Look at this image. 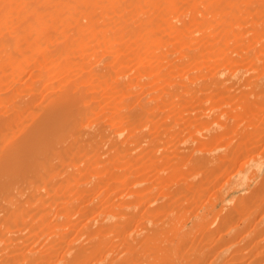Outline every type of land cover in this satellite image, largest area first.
I'll list each match as a JSON object with an SVG mask.
<instances>
[{
    "label": "bare ground",
    "instance_id": "bare-ground-1",
    "mask_svg": "<svg viewBox=\"0 0 264 264\" xmlns=\"http://www.w3.org/2000/svg\"><path fill=\"white\" fill-rule=\"evenodd\" d=\"M239 119L264 126V0H0V264H264Z\"/></svg>",
    "mask_w": 264,
    "mask_h": 264
},
{
    "label": "rangeland",
    "instance_id": "rangeland-1",
    "mask_svg": "<svg viewBox=\"0 0 264 264\" xmlns=\"http://www.w3.org/2000/svg\"><path fill=\"white\" fill-rule=\"evenodd\" d=\"M135 62H136V60L134 59V56H130V57H128V58H126L125 59V63H124V67H125V70H126V73H127V71L129 72V74H132V75H130L129 77H125V79L127 80V81H130V80H133V81H137V78H138V75H140V74H142V73H145V71H148V70H150L151 68H150V65H148V64H145V65H142L141 67H139L138 68V70L136 71V72H133V69H134V64H135ZM218 65V62H217V64H216V66ZM31 72H32V65H29V66H26L23 70H22V72H21V80H22V83H24L29 77H30V75H31ZM145 81H146V87H147V89H149L150 87H152L153 85H158L159 84V82H161V80L160 79H154L153 77H150V76H147V78L145 79ZM239 81V80H238ZM142 91H143V89H142V87H137L136 89H134L133 90V92H138V93H142ZM128 95V94H127ZM220 96V94H216V95H214V97H216L215 99H218L217 97H219ZM234 114V113H233ZM195 116V114H191V116ZM231 116H233V115H229L228 117H231ZM245 117H247V116H245ZM233 119H234V117H233ZM233 121H235V120H233ZM239 123V126H237V124ZM236 123V124H235ZM235 123L233 124L232 123V125L235 127H238L239 129H241V130H243L244 128H248V129H250L249 131H252L251 129H254V125H255V130H257V129H259L260 128V126H261V128H260V130H258V131H252V132H255L252 136H253V138L249 141V140H247L248 142L246 143L247 144V146H246V149H244L245 151L244 152H246L245 154H249L250 153V151H252V153L251 154H261V153H263L264 154V139H262V137H264V131H262V128L264 129V126L263 125H261V124H253L252 126H247L248 124H250L249 123V121H245V120H241V119H239L238 121H235ZM178 126L179 127H182L183 129H186L187 127H188V125H187V120H181L180 122H179V124H178ZM263 126V127H262ZM250 127V128H249ZM253 127V128H252ZM257 127V128H256ZM259 127V128H258ZM231 128H232V126H231ZM230 132H231V129H230ZM258 132V133H257ZM259 132H263L262 134H260ZM186 132L185 131H183V134H185ZM231 133H233V132H231ZM235 134V133H234ZM232 135V134H227V136H226V138L228 137V139H225V141L226 140H229L230 139V137L232 138V137H235V135ZM229 135H231V136H229ZM235 139V138H234ZM255 139V141L253 142V140ZM225 141L223 142V143H225ZM249 143V144H248ZM248 151V152H247ZM167 155H168V157H170L171 156V158H169L168 159V157H167ZM166 156V157H165ZM165 156H163V157H165L164 159H163V157H162V155H160V157H162L161 158V160H159L158 161V163L159 164H162V163H164V161L166 160V162L165 163H167L168 162V160L170 161V162H172L173 161V158H174V156H173V154H166ZM173 156V157H172ZM167 158V159H166ZM163 159V160H162ZM175 159V158H174ZM117 195V194H116ZM208 196H206L205 198H206V200L208 199L207 198Z\"/></svg>",
    "mask_w": 264,
    "mask_h": 264
}]
</instances>
